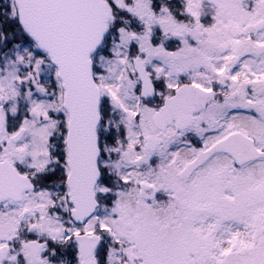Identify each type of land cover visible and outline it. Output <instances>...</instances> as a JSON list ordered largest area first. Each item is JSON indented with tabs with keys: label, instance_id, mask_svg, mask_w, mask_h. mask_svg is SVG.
<instances>
[{
	"label": "snow or ice",
	"instance_id": "obj_1",
	"mask_svg": "<svg viewBox=\"0 0 264 264\" xmlns=\"http://www.w3.org/2000/svg\"><path fill=\"white\" fill-rule=\"evenodd\" d=\"M0 264H264V0H0Z\"/></svg>",
	"mask_w": 264,
	"mask_h": 264
}]
</instances>
